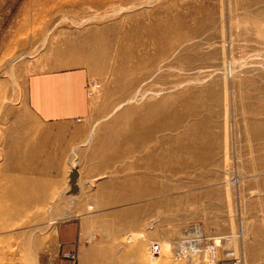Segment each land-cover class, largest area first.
I'll return each instance as SVG.
<instances>
[{"label":"rangeland","instance_id":"1","mask_svg":"<svg viewBox=\"0 0 264 264\" xmlns=\"http://www.w3.org/2000/svg\"><path fill=\"white\" fill-rule=\"evenodd\" d=\"M56 75L78 109L46 124L32 86ZM231 249L264 264V0H0V264Z\"/></svg>","mask_w":264,"mask_h":264},{"label":"crops","instance_id":"2","mask_svg":"<svg viewBox=\"0 0 264 264\" xmlns=\"http://www.w3.org/2000/svg\"><path fill=\"white\" fill-rule=\"evenodd\" d=\"M58 76L59 75H56V77H46L44 80H42V84H40L41 80H36L37 83H34L32 86L31 109H34L36 111L39 121L46 124L60 123L65 120L66 116L72 115V112H74L75 109H78L77 106L66 107L65 89H67L69 86H65L64 82L58 79ZM78 94H81L80 90H78ZM82 95L83 94H81V96ZM78 96H76V98ZM68 101L69 105L75 100ZM85 108L86 103L84 109L82 110H85ZM59 130L64 131V127L60 128ZM77 231L78 228L74 225L68 227H61L58 230V239L61 241L62 244L68 245L63 247V251H68L75 248V246L70 244L75 240ZM61 263L70 264V261L62 259Z\"/></svg>","mask_w":264,"mask_h":264},{"label":"built area","instance_id":"3","mask_svg":"<svg viewBox=\"0 0 264 264\" xmlns=\"http://www.w3.org/2000/svg\"><path fill=\"white\" fill-rule=\"evenodd\" d=\"M208 238V242H204L200 239L185 237L182 239L177 247H174L173 251L178 257H186L192 255V253H205L210 258L214 256V249L221 244L222 237ZM219 239L218 241L216 239ZM214 248V249H213ZM68 256L72 259L77 258V252L72 251L68 253ZM218 264H245L244 257L240 250L231 249L228 253V257L218 262Z\"/></svg>","mask_w":264,"mask_h":264},{"label":"bare ground","instance_id":"4","mask_svg":"<svg viewBox=\"0 0 264 264\" xmlns=\"http://www.w3.org/2000/svg\"><path fill=\"white\" fill-rule=\"evenodd\" d=\"M94 87V86H93ZM93 87H89V91H90V94H92V92H93V90H92V88ZM96 88H98V87H96ZM92 138V137H91ZM76 149V148H75ZM75 151V150H74ZM31 165V164H30ZM67 191V190H66ZM65 192V190L64 191H62V193H64ZM61 193V192H60ZM64 195H65V193H64ZM64 197V196H63ZM59 201V200H58ZM51 224V223H50ZM201 252H198V253H192V254H196V255H198V257H199V254H200ZM192 256V255H191ZM191 260V259H190Z\"/></svg>","mask_w":264,"mask_h":264}]
</instances>
